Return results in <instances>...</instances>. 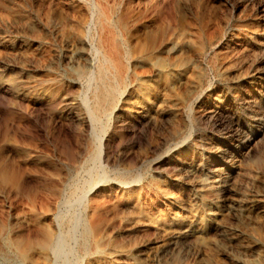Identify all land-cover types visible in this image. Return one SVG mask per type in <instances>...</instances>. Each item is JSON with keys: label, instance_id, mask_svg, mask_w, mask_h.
I'll return each instance as SVG.
<instances>
[{"label": "rangeland", "instance_id": "rangeland-1", "mask_svg": "<svg viewBox=\"0 0 264 264\" xmlns=\"http://www.w3.org/2000/svg\"><path fill=\"white\" fill-rule=\"evenodd\" d=\"M108 32L129 77L90 176ZM57 237L59 258L37 246ZM0 264H264V0H0Z\"/></svg>", "mask_w": 264, "mask_h": 264}, {"label": "bare ground", "instance_id": "bare-ground-1", "mask_svg": "<svg viewBox=\"0 0 264 264\" xmlns=\"http://www.w3.org/2000/svg\"><path fill=\"white\" fill-rule=\"evenodd\" d=\"M114 23L103 13L95 12V14L92 13L90 30L93 31L96 26L100 27L101 25L104 27L110 25L116 28ZM96 35L97 36L93 37L91 46V49L95 54L96 61L93 64L92 70L85 75L84 80L88 94L86 93L83 101L84 108L91 125V134L95 142L94 150L92 149V153L86 159L90 164V168L87 170V173H89L90 176L94 170L98 172L104 169V144L106 142L105 134L107 133L105 131L108 127L104 126L97 133V125L99 123L98 121L100 116H104L105 119L109 121L110 116L113 114V110L116 109L117 100L123 94V91L121 92L120 90V85L126 80L128 81L127 78L129 77L127 76L128 73L123 65V62H128L131 57L129 48L124 44V42H120L119 35L111 32H108L107 35L104 36H100L98 34ZM94 176H92L90 181H88L89 186L88 183L86 184L88 188L81 193V196H79L77 207L80 209V213L85 211L87 195L98 188L102 180H104V176L102 174H97L96 177ZM64 203L66 204V201L62 204ZM78 215L76 214L75 218L73 216L59 215L57 218L60 223H65L71 227L72 230H76L80 225ZM81 228L79 236L81 247H87L90 242L96 247V243L94 242L95 227L84 224ZM58 237L51 239L43 238L37 243V246L43 251L53 255L55 258H59L61 257V253L63 251H61L62 245L59 240L60 238Z\"/></svg>", "mask_w": 264, "mask_h": 264}]
</instances>
